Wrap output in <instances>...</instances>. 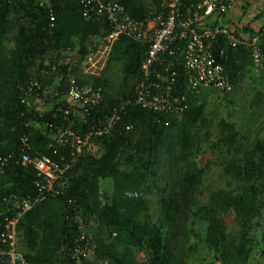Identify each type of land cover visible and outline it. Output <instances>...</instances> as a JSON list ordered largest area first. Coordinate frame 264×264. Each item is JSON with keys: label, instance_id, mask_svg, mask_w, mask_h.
I'll list each match as a JSON object with an SVG mask.
<instances>
[{"label": "trees", "instance_id": "16d2710c", "mask_svg": "<svg viewBox=\"0 0 264 264\" xmlns=\"http://www.w3.org/2000/svg\"><path fill=\"white\" fill-rule=\"evenodd\" d=\"M115 1L136 21L161 11L160 0ZM181 1L190 11L203 2ZM85 9L83 0H0V227L13 200L38 193L37 170L22 156L39 158L57 148L66 153L51 139L49 125L86 129L57 106L28 110L20 87L33 80L41 93L65 96L75 78L80 86L101 90L100 113L116 108L120 118L107 134L92 137L57 181L61 194L20 219L17 250L28 264H78L73 248L81 235L92 251L81 264H252L259 242L264 257V234L259 240L256 234L264 217V93L258 89H264V72L254 71L251 51L217 42L213 53L231 78L229 93L193 91L177 54L175 92L187 96V108L178 115L152 112L134 98L148 45L123 36L110 46L102 69L84 74L82 63L106 48L111 32L106 17L87 18ZM259 35L264 61V26ZM165 64L155 67L163 73ZM247 78L254 97L245 132L226 118L215 124L206 109L213 92L205 99L204 90L230 101L226 95ZM207 153L214 160L205 163ZM212 165L223 182L209 189ZM155 197L158 207L152 210Z\"/></svg>", "mask_w": 264, "mask_h": 264}, {"label": "built area", "instance_id": "2783aa9c", "mask_svg": "<svg viewBox=\"0 0 264 264\" xmlns=\"http://www.w3.org/2000/svg\"><path fill=\"white\" fill-rule=\"evenodd\" d=\"M237 1L203 0L190 11L186 10L181 0H160L161 11L152 12L150 20L141 22L128 16L125 8L115 0H83L86 5L85 17L90 18L92 13L104 16L111 27L106 39V48L84 60L83 72L94 74L102 69L107 61L110 46L126 36L148 45L141 80L136 85L134 97L136 103L143 108L156 113L174 115L186 110L187 96L175 92L176 72L173 58L177 54L182 55L184 67L191 74L190 88L193 91L215 88L223 93L232 92L231 78L213 53L220 38L232 48H248L251 51L254 71L257 74L264 72L259 32L239 34L229 24H214L215 18L228 14ZM54 20L55 17L52 16L50 19L52 27ZM166 55L170 57L168 60L162 58ZM159 62L166 63L163 73L155 67ZM60 82L59 78L56 84ZM68 84L69 89L65 96H60L57 92L51 95L41 93L39 83L33 80L20 87L24 93L23 103L28 110L39 113L57 106V112L81 120L82 126L86 129L83 131L82 127L77 128L73 123L67 126L50 124L51 139L56 145L65 146L66 153L60 152L57 148L52 155H43L39 158L22 156L24 164L34 165L37 170L35 187L38 193L33 198L15 199L11 205L5 201L9 208L0 227V264H28L24 254L17 250V227L20 219L48 196L55 197L61 194L60 189L56 188L57 181L65 177L90 139L107 134L120 118L116 108L110 115L98 111L97 108L102 102L100 89L80 86L75 78H70ZM126 195L137 196L136 193L129 192ZM85 240V236L81 235L73 248V256L78 264L87 259L91 251L87 246L83 247V242L87 245L90 239Z\"/></svg>", "mask_w": 264, "mask_h": 264}, {"label": "rangeland", "instance_id": "374dc122", "mask_svg": "<svg viewBox=\"0 0 264 264\" xmlns=\"http://www.w3.org/2000/svg\"><path fill=\"white\" fill-rule=\"evenodd\" d=\"M259 90H262L264 93V89L261 87H258ZM209 92H213V96H210L208 98V104H207V114L209 116H212L214 118V123L216 124L220 119L226 118L232 122H234L237 126V129H243V132H245V121L248 117H250L252 110L250 108V101L254 97V93L252 90V86L250 84V80L247 78L242 84L239 85V89L231 93L229 96L226 95V97H230V101H227L225 98V95H222L220 92L214 90H204V97L206 99V96L209 95ZM248 121V120H247ZM204 162L206 163L208 160H214V156L211 155V153H207L205 156H203ZM208 178H210V181L207 185V187L210 189H214L217 186H221L223 182V178L220 174V169L215 167L214 165L211 166L210 170L208 171ZM104 184H106L104 182ZM158 207L157 199L156 197L153 198V208L152 210L156 209ZM261 227L257 230V239L259 240L261 238V234H264V217L261 219ZM256 249V257L252 260V264H264V257L260 256V249L262 247V243L259 242ZM142 257V255L139 256V258ZM92 258V252L90 251L87 259ZM195 261L192 264H208L207 260L205 261Z\"/></svg>", "mask_w": 264, "mask_h": 264}, {"label": "crops", "instance_id": "0c3cea01", "mask_svg": "<svg viewBox=\"0 0 264 264\" xmlns=\"http://www.w3.org/2000/svg\"><path fill=\"white\" fill-rule=\"evenodd\" d=\"M214 24H229L241 33H250L247 27L259 32L264 26V0H238L228 14L216 17Z\"/></svg>", "mask_w": 264, "mask_h": 264}]
</instances>
